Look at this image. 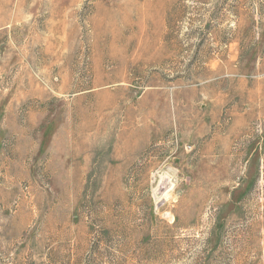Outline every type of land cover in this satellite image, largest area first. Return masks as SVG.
Segmentation results:
<instances>
[{"label":"rangeland","instance_id":"obj_1","mask_svg":"<svg viewBox=\"0 0 264 264\" xmlns=\"http://www.w3.org/2000/svg\"><path fill=\"white\" fill-rule=\"evenodd\" d=\"M0 264H264V0H0Z\"/></svg>","mask_w":264,"mask_h":264}]
</instances>
